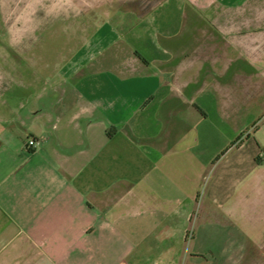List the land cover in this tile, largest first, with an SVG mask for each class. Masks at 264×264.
Segmentation results:
<instances>
[{
    "label": "crops",
    "instance_id": "1",
    "mask_svg": "<svg viewBox=\"0 0 264 264\" xmlns=\"http://www.w3.org/2000/svg\"><path fill=\"white\" fill-rule=\"evenodd\" d=\"M61 6L0 4V264H264V0Z\"/></svg>",
    "mask_w": 264,
    "mask_h": 264
},
{
    "label": "rangeland",
    "instance_id": "2",
    "mask_svg": "<svg viewBox=\"0 0 264 264\" xmlns=\"http://www.w3.org/2000/svg\"><path fill=\"white\" fill-rule=\"evenodd\" d=\"M90 1L94 5L108 0H0V4L3 9H5L4 7L6 4L7 11L9 12L6 15L7 23L17 26L21 14H24L23 16L26 15L28 17V26L30 27V18L33 17V14H39L38 12H40L42 8L43 10L51 11L58 5H62L61 8L79 9L84 3H89ZM159 1L160 0H126V5L138 7L146 11ZM188 12H190V9H188ZM10 14L11 17L9 16ZM1 27L2 25L0 22V31L2 30Z\"/></svg>",
    "mask_w": 264,
    "mask_h": 264
},
{
    "label": "trees",
    "instance_id": "3",
    "mask_svg": "<svg viewBox=\"0 0 264 264\" xmlns=\"http://www.w3.org/2000/svg\"><path fill=\"white\" fill-rule=\"evenodd\" d=\"M264 120V116L260 117L256 122H254L253 124V129L256 130L258 128V126L260 125V123ZM248 134H242L241 136H239L236 141L233 143V145L238 146L240 144L243 143V141L248 137Z\"/></svg>",
    "mask_w": 264,
    "mask_h": 264
},
{
    "label": "built area",
    "instance_id": "4",
    "mask_svg": "<svg viewBox=\"0 0 264 264\" xmlns=\"http://www.w3.org/2000/svg\"><path fill=\"white\" fill-rule=\"evenodd\" d=\"M38 144V141L35 138H28L25 148L27 150H33Z\"/></svg>",
    "mask_w": 264,
    "mask_h": 264
}]
</instances>
